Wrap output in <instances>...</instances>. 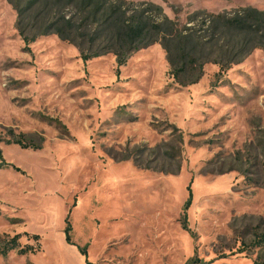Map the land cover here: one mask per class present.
Returning <instances> with one entry per match:
<instances>
[{
    "label": "rangeland",
    "instance_id": "rangeland-1",
    "mask_svg": "<svg viewBox=\"0 0 264 264\" xmlns=\"http://www.w3.org/2000/svg\"><path fill=\"white\" fill-rule=\"evenodd\" d=\"M108 1L154 30L118 74L108 37L26 45L13 3L28 35L41 8L0 0V237L40 248L0 264H264V0Z\"/></svg>",
    "mask_w": 264,
    "mask_h": 264
},
{
    "label": "trees",
    "instance_id": "trees-1",
    "mask_svg": "<svg viewBox=\"0 0 264 264\" xmlns=\"http://www.w3.org/2000/svg\"><path fill=\"white\" fill-rule=\"evenodd\" d=\"M62 1L64 0H29V5H33L31 8L37 6L41 8L42 11L41 15L36 14L33 17L35 24L39 23L38 25L40 27L35 33L29 35L24 25L25 17H27L25 11L28 9L22 8L17 2L13 3L18 15L17 29L26 45H29V43L40 36L55 34L61 40L78 46L82 58L84 61H87L105 53V51H102L98 47L93 51V46H91V44L99 40L101 38L100 35L106 36L110 39V43H113V46L118 49L114 51L117 56L118 74L121 66L127 64V59L133 51L140 49V47L147 45L153 40L150 35L154 30L142 15L137 16L136 14H132L126 18V12L122 11L121 6L110 4L108 0H70L78 7V13L81 15V22H79L80 19H76L73 16L66 17L57 15L56 17L50 18L48 11L50 9L53 11L52 7L54 6L59 7ZM250 11L258 14V17H255L256 21L264 23V10L260 11L254 8L250 9ZM228 23L229 29L239 34L244 33V31H247V28L250 27L247 24V20L243 21V19L229 18ZM94 25H96V27ZM90 34L91 38L89 37ZM85 43L89 45L85 46ZM87 50L92 52L88 54ZM187 58L188 56L184 57V54H181L180 61L178 62L172 60L170 57L174 74L176 73V78L181 81V75L198 72V76L188 82L196 83L202 73V69L196 66L195 61L187 60ZM15 138L16 137H14L11 142L21 143L25 147L29 146L23 143L22 136L19 140ZM20 237V234L0 237V253L7 256L11 251L16 250L19 255H26L28 253H36L40 250L39 246L33 244L22 246ZM32 238L38 241L40 236L33 235ZM66 239L69 242L71 241L70 228L66 230ZM250 247H252V250L258 247H264V234L256 238ZM211 263L212 261L196 258L187 264ZM257 263L256 261V264Z\"/></svg>",
    "mask_w": 264,
    "mask_h": 264
}]
</instances>
